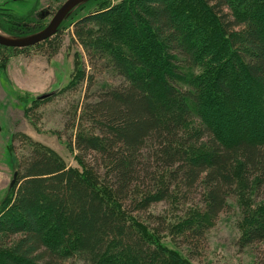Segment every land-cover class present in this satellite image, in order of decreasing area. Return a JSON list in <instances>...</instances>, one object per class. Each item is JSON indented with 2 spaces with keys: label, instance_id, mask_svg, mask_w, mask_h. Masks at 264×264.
Instances as JSON below:
<instances>
[{
  "label": "trees",
  "instance_id": "16d2710c",
  "mask_svg": "<svg viewBox=\"0 0 264 264\" xmlns=\"http://www.w3.org/2000/svg\"><path fill=\"white\" fill-rule=\"evenodd\" d=\"M111 4L79 5L31 46L56 51L73 26L91 69L119 82L81 71L85 101L67 124L77 166L31 141L0 209V264H194L161 242L170 226L151 209L181 204L173 232L197 248L234 195L242 246L264 245V0ZM50 15L1 28L29 36Z\"/></svg>",
  "mask_w": 264,
  "mask_h": 264
},
{
  "label": "rangeland",
  "instance_id": "374dc122",
  "mask_svg": "<svg viewBox=\"0 0 264 264\" xmlns=\"http://www.w3.org/2000/svg\"><path fill=\"white\" fill-rule=\"evenodd\" d=\"M33 1V0H32ZM0 0V32L10 16L25 17L28 14L51 15L66 0ZM122 0H111L112 4ZM93 11V9H92ZM91 13L82 11V18ZM77 17V16H76ZM48 20V21H46ZM44 22V20H43ZM73 26L62 30V43L54 51L47 45L31 47L23 53L12 54L6 60L0 57V209L6 208L12 188L10 183L19 164L32 150V142L47 147L62 157L70 166H77L76 153L67 138L75 130L68 128L73 111L84 103L86 82L81 81V71L112 82L107 76L99 77L91 69L86 53L78 38L73 37ZM7 34V33H6ZM99 79V81H101ZM47 95L45 98H40ZM44 99V102L37 100ZM243 182L238 180V193ZM264 189L257 195L260 201ZM242 198L229 199L231 209L219 216L206 234V240L195 247H188L172 227L182 215L184 207L160 203L150 214L167 220L168 232L160 233L161 242L169 248L187 253L194 264H264V245L242 246ZM147 218L146 216L144 217Z\"/></svg>",
  "mask_w": 264,
  "mask_h": 264
},
{
  "label": "water",
  "instance_id": "95a60500",
  "mask_svg": "<svg viewBox=\"0 0 264 264\" xmlns=\"http://www.w3.org/2000/svg\"><path fill=\"white\" fill-rule=\"evenodd\" d=\"M89 0H66L53 15L48 25L40 32L25 36L14 37L0 32V45L11 48H25L34 46L43 42L56 34L61 24L72 14V12L81 4ZM47 95L40 98H45ZM18 172L14 173L13 180L10 183L12 188L16 182Z\"/></svg>",
  "mask_w": 264,
  "mask_h": 264
},
{
  "label": "crops",
  "instance_id": "0c3cea01",
  "mask_svg": "<svg viewBox=\"0 0 264 264\" xmlns=\"http://www.w3.org/2000/svg\"><path fill=\"white\" fill-rule=\"evenodd\" d=\"M30 1H32V0H30ZM32 2L34 3V0Z\"/></svg>",
  "mask_w": 264,
  "mask_h": 264
}]
</instances>
